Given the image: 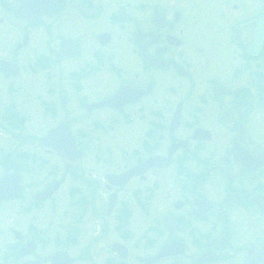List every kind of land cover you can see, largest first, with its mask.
<instances>
[{"label": "flooded vegetation", "instance_id": "flooded-vegetation-1", "mask_svg": "<svg viewBox=\"0 0 264 264\" xmlns=\"http://www.w3.org/2000/svg\"><path fill=\"white\" fill-rule=\"evenodd\" d=\"M212 13L220 21L201 37ZM262 15L264 0H0V61L16 71L0 72V176L8 165L19 180L14 199L0 198V264H52L58 251L71 264H146L169 245L153 264H264ZM122 89V103L97 107ZM25 104L47 127L39 138L68 129L67 161L41 145L23 151L6 116ZM62 187L63 247L33 223L9 225L53 212ZM88 218L94 236L78 252Z\"/></svg>", "mask_w": 264, "mask_h": 264}, {"label": "rangeland", "instance_id": "rangeland-1", "mask_svg": "<svg viewBox=\"0 0 264 264\" xmlns=\"http://www.w3.org/2000/svg\"><path fill=\"white\" fill-rule=\"evenodd\" d=\"M219 21L220 19L215 13H212L211 15V25L209 21L207 20L198 21V29H200V31H198L199 35L201 37H205V36L207 37L208 36L207 34L210 31V29L213 26H217ZM16 81L17 80H14V82ZM30 82L31 81L29 80V77L24 78V84L22 83V89L25 94L33 91L32 87L29 86ZM5 86H6V82H3L1 80L0 81V97L1 95H3ZM28 98L30 99V94L28 95ZM32 108H33L32 104H27V105L25 104L22 106V110L19 111V113L25 116V122L21 126V131H22L21 134L26 136V134L30 133V134H34L31 136L37 137V136L42 135L45 132L47 127L42 124H39L34 116H31V118H29L27 117V115H25V113L28 112L29 110L32 111ZM19 128L20 126L17 128L19 131L15 130L13 132H17V133L20 132ZM1 131L2 130H0V147L2 149L3 148L5 149V147L7 146L6 144L7 139L9 140V138L7 139L5 138L6 137L5 135L9 133L3 132V131L1 132ZM23 142L25 144L22 148L23 151L25 149L26 151L37 149L36 145H33V143L25 142V141ZM49 159H50L49 164L47 165L48 168H52L54 165H56V170H58L61 165L58 162L53 163L52 162L53 160H51L50 157ZM26 179L27 177H25L23 181H26ZM37 186L38 184L36 185V187ZM60 191L61 192H59L56 195L57 202L52 207L53 212L49 211L48 207L44 206L42 207L40 211L36 212V214L30 213L27 215H23V214L14 215L13 216L14 218L11 219L13 220V222L9 223V225H13V226L20 225V230L24 231L25 226H27L28 224L31 226V224L33 223V225H35L38 229L45 230V233L43 236L49 237V240L52 243L50 244L51 246L54 245L57 247L60 244L59 246L63 247L65 243V237H66V222H67V217H68V211H67L68 207L65 206L64 201H63L64 200L63 195H64L65 188L62 187ZM29 217L32 218V222L30 221L31 223L27 222L29 220ZM9 221H10V217H9ZM91 221L92 220L88 218V221L87 222L85 221L81 226L82 228L81 234H79L78 243L77 245H75V249L77 247L78 252H80V250L87 245V243L90 240V236H94L93 234H94L96 222L92 223ZM95 248H96V245L94 244L93 249Z\"/></svg>", "mask_w": 264, "mask_h": 264}, {"label": "water", "instance_id": "water-1", "mask_svg": "<svg viewBox=\"0 0 264 264\" xmlns=\"http://www.w3.org/2000/svg\"><path fill=\"white\" fill-rule=\"evenodd\" d=\"M255 23H256V31L253 36V39H254V44L257 47H259V45L262 43L264 39V15L259 17L255 21ZM11 66L12 65H10V63L0 61V72L7 73V74L12 73L13 75H15L16 71L11 72L9 70ZM126 96H127V92L124 89H122L112 100L97 104V107H100L102 105L114 106L115 103H122L124 101L123 99ZM22 122H23V119H21V123ZM40 142L45 147L55 151L56 154L59 155L64 161L68 160L69 153L77 150L74 144V141L72 137L70 136L68 130L66 128H63L62 125H59L58 127L49 130L48 133L40 139ZM155 160H156L155 158H150L146 160L144 163H142V165H140V166H143V168L139 167V170L130 169L129 171L125 172L123 175L115 177L116 180L119 181L118 184L122 185L132 175L145 171L147 168L153 165V163H155L154 162ZM6 171H7V168L5 169L3 176L0 177V197L4 199H13L16 196L17 191H18L17 176L16 174H14L13 176L11 175L6 176ZM57 186H58L57 183H53L43 193L39 194L37 198L40 200L47 199L51 195V193H53L56 190ZM27 246H34V244L28 243ZM120 247L123 248L121 245ZM175 248L176 246L174 245L164 246L162 248L161 253H159L156 257H152L148 259H141V260L145 262L146 264H153L154 262H156L157 259L165 255L168 251L175 249ZM115 249L119 251L118 247H116ZM51 258H52V264H71L73 261L63 251L56 252L55 254L51 256Z\"/></svg>", "mask_w": 264, "mask_h": 264}, {"label": "trees", "instance_id": "trees-1", "mask_svg": "<svg viewBox=\"0 0 264 264\" xmlns=\"http://www.w3.org/2000/svg\"><path fill=\"white\" fill-rule=\"evenodd\" d=\"M7 119L10 120L9 124L12 128L18 127L17 115H15V116L8 115ZM27 139H30V138H24V140H27ZM31 141H33V139Z\"/></svg>", "mask_w": 264, "mask_h": 264}]
</instances>
